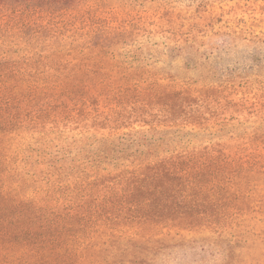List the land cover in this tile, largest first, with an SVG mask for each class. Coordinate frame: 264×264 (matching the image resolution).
<instances>
[{"label":"rangeland","instance_id":"374dc122","mask_svg":"<svg viewBox=\"0 0 264 264\" xmlns=\"http://www.w3.org/2000/svg\"><path fill=\"white\" fill-rule=\"evenodd\" d=\"M5 48L74 77L0 131V217L98 211L93 240L114 219L153 247L125 264H264V0H0ZM157 161L175 212L129 227L118 176Z\"/></svg>","mask_w":264,"mask_h":264},{"label":"trees","instance_id":"16d2710c","mask_svg":"<svg viewBox=\"0 0 264 264\" xmlns=\"http://www.w3.org/2000/svg\"><path fill=\"white\" fill-rule=\"evenodd\" d=\"M20 1L32 2V0H2L6 5ZM1 50L0 89L4 90L0 92V131H6L8 127L13 126V118L19 114L21 104L31 95L35 96L38 91L43 92L39 90L40 85L46 90L66 87L70 84L65 83L74 76L70 73L64 75L68 64L61 61L43 62L32 60L25 55L14 58L9 55L12 49ZM142 163L143 161L140 162ZM175 169L172 163L168 166L164 162L157 161L152 165L145 167L138 165L136 169L125 168L122 171L117 180L123 184L124 195H128L124 196L128 198L127 203L131 199L132 211V215L125 218L124 224L133 227L136 221L142 225L150 219L159 223L175 212L172 200L167 198L165 202L168 201L169 205L165 206L160 201V195L165 192L162 190L161 180L164 177L172 180V176L176 173ZM168 190H170L168 196L175 197L176 188L173 184ZM99 213L94 210L88 216L87 222L75 230V223L67 221L66 217L58 212L51 213L49 218H37L38 221L34 219L29 225H24L21 222L22 216H25L22 211L12 213L6 211L0 217L2 239L0 264H125L124 261H118L116 258L128 252L153 249L149 242L145 244L132 236L128 238L122 235L116 236L119 221L114 219L111 221L112 224L108 225L110 231L106 233L107 237L93 240V234L99 229L91 225H97ZM87 226L92 227V235L86 233ZM71 230L74 233H71ZM134 234H138V231ZM99 242L102 246L100 251H97ZM15 248L24 249V255H19L14 251Z\"/></svg>","mask_w":264,"mask_h":264}]
</instances>
